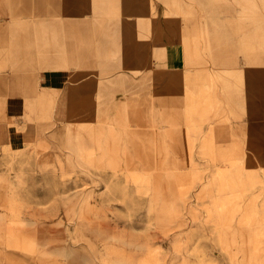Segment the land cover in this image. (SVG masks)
<instances>
[{
	"label": "rangeland",
	"instance_id": "rangeland-1",
	"mask_svg": "<svg viewBox=\"0 0 264 264\" xmlns=\"http://www.w3.org/2000/svg\"><path fill=\"white\" fill-rule=\"evenodd\" d=\"M16 9L27 50L49 47L33 62L69 49L73 75L58 119L35 108L39 140L0 142V264H264V0Z\"/></svg>",
	"mask_w": 264,
	"mask_h": 264
},
{
	"label": "crops",
	"instance_id": "crops-1",
	"mask_svg": "<svg viewBox=\"0 0 264 264\" xmlns=\"http://www.w3.org/2000/svg\"><path fill=\"white\" fill-rule=\"evenodd\" d=\"M25 1L31 3L34 2V0ZM19 2L24 3V0H0V60H5V68H12V62L8 65L7 61L16 58L11 56L15 52L9 50L11 44H13L11 36H9V29L13 27L16 28L18 35L17 39H19L17 40V43L22 44V42H24V48H20L25 49L24 53L21 51V56L19 58L22 59L20 64L21 76L19 78L10 77L4 89L8 94L3 106L5 110L4 114L0 117V142L3 145L8 144L13 147L22 146L28 142L39 140V137L43 132V127L35 118V116H37L35 108L39 105L46 106L47 102H49L46 101L47 99H52L53 105L56 106L55 116L58 119L57 115H60L62 112L61 104L63 103V100L66 99V93L69 91L67 88L73 75L70 64L72 60L64 58V56L70 57L71 54L69 49L66 55L63 54V59H61V61L56 60L57 64L52 65V67H39L33 62L35 61L34 59L36 56L47 58L49 55V47L45 39H40L42 43L39 46V54L36 53V48H31V55L30 51L27 50L26 44L27 39L32 33L34 34L33 36L35 39V33L39 30L34 28L37 25H35L34 22L27 21L28 25L33 27L34 30L27 31L24 29L22 31L20 30L21 26L24 28L28 26L25 25L26 21L24 22L23 20V23L21 24L19 22L6 21L7 18L15 17L14 14H17L18 12L16 5L19 4ZM138 17V22L147 24L144 16L138 15ZM69 23L72 24V22L66 21L65 25ZM57 25H60L57 23V20H51L46 26H48V29L51 31L57 30ZM38 27H41L40 24ZM85 54L76 53V55L82 57ZM90 57L93 62L95 57L92 55ZM5 74H7V72Z\"/></svg>",
	"mask_w": 264,
	"mask_h": 264
}]
</instances>
